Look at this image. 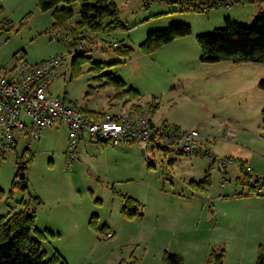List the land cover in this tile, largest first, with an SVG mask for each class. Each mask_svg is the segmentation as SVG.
Listing matches in <instances>:
<instances>
[{
  "label": "rangeland",
  "instance_id": "rangeland-1",
  "mask_svg": "<svg viewBox=\"0 0 264 264\" xmlns=\"http://www.w3.org/2000/svg\"><path fill=\"white\" fill-rule=\"evenodd\" d=\"M115 1L130 30L96 34L85 29L63 43L52 39L53 13L41 11L37 0H3L1 21H12L14 30L0 35V68L68 56L75 37L81 38L92 62L84 63L73 81L72 61L66 63L65 74L50 87L53 95L93 111L151 110L153 116L157 113L156 123L202 131L216 156L235 162L225 167L207 157L145 156L136 145L91 141L78 146L70 164L68 128H49L31 147L25 140L17 149L0 152V216L31 200L32 211L38 209V227L53 230L44 242L48 257L59 250L69 264H116L118 258L132 257L140 264H163L166 251L182 256L185 264H208L215 251H225L224 264H257L264 251V196L233 197L250 190L249 183L238 182L245 175L242 164L262 176L259 184L264 182V64L204 63L198 37L224 28L227 19L252 27L264 11V0L229 7L231 0H214L215 8L200 13L187 11L181 0ZM75 10L61 28H75L80 5ZM175 25L191 27L192 34L143 53L149 33ZM121 43L135 50L131 59L114 51ZM94 63L117 64L97 74ZM105 74L125 81L141 98H116L114 88H101L106 80L99 83L95 77ZM91 88L96 90L89 95ZM157 106L159 112L154 111ZM31 158L24 188L19 168ZM206 180L208 185H197ZM256 180L255 174L249 178L250 184ZM124 196L139 201L143 217L122 214ZM105 225L113 238L96 229Z\"/></svg>",
  "mask_w": 264,
  "mask_h": 264
},
{
  "label": "trees",
  "instance_id": "trees-1",
  "mask_svg": "<svg viewBox=\"0 0 264 264\" xmlns=\"http://www.w3.org/2000/svg\"><path fill=\"white\" fill-rule=\"evenodd\" d=\"M177 2L179 0H168ZM188 6L187 11L209 12L215 8L214 0H181ZM38 6L43 12L51 11L54 18L55 30L67 26L76 14L75 6L80 5L79 14L81 20L72 29V33L83 32L85 29L96 34H113L130 30L121 18L120 11L115 0H37ZM248 0H235V3H247ZM232 5V4H231ZM4 13L3 0H0V17ZM14 30V24L9 20H0V35L10 33ZM192 34V28L187 25H175L166 29L149 33L147 40L141 45V50L145 54H152L165 45L178 38ZM76 36V35H75ZM81 38H76L71 43L74 47L79 44ZM198 42L202 51L201 61L208 64L220 63L233 60L235 63H261L264 64V11L255 19L252 27H243L231 19L226 20L224 28L217 29L212 35L199 36ZM114 51L123 59H131L135 50L123 43L119 44ZM86 62L91 63V58L87 52L75 54L72 66L73 72L71 81L81 75L82 65ZM114 64L94 63L92 68L97 74ZM106 82L101 88L112 87L116 93V98L130 96L132 99L141 98V93L128 88L126 82L116 78L113 74L99 75L95 80L102 83ZM260 88L264 90V80L260 83ZM96 89L89 91V95ZM65 96V100H66ZM157 106L154 111H158ZM91 114L94 112H90ZM110 145L108 143H103ZM160 152V151H156ZM169 155V153H166ZM33 161L31 158L27 163L21 164L20 174L26 172L28 165ZM171 165L175 163L172 160ZM246 165V164H244ZM252 174H245L244 178L238 179L239 183H249L248 193L238 194L236 197L243 198L258 195L255 192V185L250 184L249 178ZM208 181L197 184L199 187L208 185ZM202 189V188H201ZM3 192L0 191V196ZM260 196V195H259ZM36 201L40 198L35 197ZM125 205L122 214L127 218L143 217L139 201L129 197H123ZM23 208L11 210L7 215L0 216V264H69L63 255L56 251L54 255L48 257V252L44 250V242L48 239V232L42 231L37 227V214L30 209V203L23 201ZM92 225L97 222L93 219ZM96 229L104 234L108 231V226H97ZM107 232L105 233V235ZM51 235H55L52 234ZM225 251H215L208 264H224ZM120 264H140L137 258L123 260ZM163 264H185L182 256L166 251L163 255ZM257 264H264V251L261 250Z\"/></svg>",
  "mask_w": 264,
  "mask_h": 264
},
{
  "label": "built area",
  "instance_id": "built-area-1",
  "mask_svg": "<svg viewBox=\"0 0 264 264\" xmlns=\"http://www.w3.org/2000/svg\"><path fill=\"white\" fill-rule=\"evenodd\" d=\"M227 7L231 4H227ZM72 30L59 28L52 30L53 40L66 43ZM86 44L80 42L69 55H57L36 64L27 61L13 63L0 68V152L6 154L15 149L19 140L27 138L30 143L39 140L49 128L67 127L70 141V164L76 160L77 149L82 139L95 143H108L114 147L136 145L148 156L157 150L173 156L207 157L212 162H220L225 167L230 158H219L211 146L203 141L198 129H184L164 122L157 125L151 110L136 108L120 114L94 112L68 103L51 93L53 82L65 74L66 63L73 61L74 54L84 52ZM67 64V65H68ZM244 174H255V192L264 196L262 176L242 164ZM228 176L222 188L227 187ZM106 238H113L107 232Z\"/></svg>",
  "mask_w": 264,
  "mask_h": 264
},
{
  "label": "crops",
  "instance_id": "crops-1",
  "mask_svg": "<svg viewBox=\"0 0 264 264\" xmlns=\"http://www.w3.org/2000/svg\"><path fill=\"white\" fill-rule=\"evenodd\" d=\"M253 1V0H252ZM255 1V0H254ZM233 2H235V0H231L230 2H228L229 4H232V5H234L233 4ZM38 3V2H37ZM0 20H1V17H0ZM2 20H5V19H2ZM43 60H45V59H43ZM42 60V61H43ZM41 62V61H40ZM125 82V81H124ZM50 91H51V89H50ZM140 92V91H139ZM51 93H52V91H51ZM141 93V92H140ZM87 110H89L90 112H102V111H93V110H90V109H87ZM159 110H160V108H159ZM159 110L157 111V112H159ZM103 112H111V111H103ZM156 116H157V113H156V115L154 116V122H155V120H156ZM164 122H167V121H160V123H156L157 125H160V124H162V123H164ZM168 123H169V121H168ZM172 124V123H171ZM178 126V125H177ZM201 133H202V131H201ZM43 134V133H42ZM42 137V136H41ZM41 139V138H40ZM39 139V140H40ZM25 140H27L28 141V139L27 138H22V139H20L19 140V142H18V144L16 145V147H15V149H17L18 148V146H19V144L21 143V142H24ZM36 141H38V140H36ZM36 141H34V142H32V143H30L29 141H28V143H29V147H31ZM89 142H91V141H89L88 139H82L81 140V142L79 143V145H82V144H85V143H89ZM94 143V142H93ZM29 150V149H28ZM228 175H229V173H228ZM228 179H229V177H228ZM241 194V193H240ZM236 195H238V194H235L234 195V197L233 198H238V197H236ZM38 198H40V201L38 202V205H41L42 203H43V200H42V198L39 196ZM243 198H245V197H243ZM240 199V198H239ZM24 201H28L27 199H25ZM31 201V200H30ZM30 201H28L29 203H30V209L32 208L31 206V204H32V202H30ZM20 210V209H19ZM32 210V209H31ZM37 210L38 209H35V212H36V214H37ZM37 218H38V216H37ZM37 223H38V220H37ZM108 226V225H107ZM37 227H38V225H37ZM40 230H42V231H45V232H53V230H52V228L51 227H45V228H41V227H38ZM109 228V227H108ZM109 232H111V231H109ZM52 234H54V233H52ZM48 240V239H47ZM59 251V250H58ZM60 252V251H59ZM62 254V253H61ZM115 261V260H114ZM122 260L121 259H119L118 258V260L116 261L117 263L116 264H120V262H121Z\"/></svg>",
  "mask_w": 264,
  "mask_h": 264
},
{
  "label": "water",
  "instance_id": "water-1",
  "mask_svg": "<svg viewBox=\"0 0 264 264\" xmlns=\"http://www.w3.org/2000/svg\"><path fill=\"white\" fill-rule=\"evenodd\" d=\"M142 153L145 154L144 151H142ZM21 177H22V180H23V183H24V184H23V187H24V188H27L28 184L26 183V173H25V172H22V173H21Z\"/></svg>",
  "mask_w": 264,
  "mask_h": 264
}]
</instances>
